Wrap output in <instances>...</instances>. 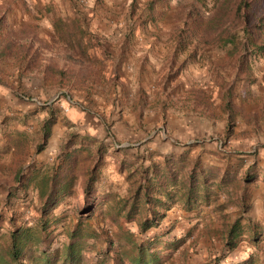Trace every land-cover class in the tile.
<instances>
[{
    "label": "rangeland",
    "instance_id": "obj_1",
    "mask_svg": "<svg viewBox=\"0 0 264 264\" xmlns=\"http://www.w3.org/2000/svg\"><path fill=\"white\" fill-rule=\"evenodd\" d=\"M76 1L81 13L71 7ZM221 1L0 0V34L17 45L37 26L34 38L38 36L42 44L40 64L25 69L21 80L14 77L18 70L13 55L0 58L6 70L0 72L5 85L0 84V264H59L67 230L74 229L77 215L89 203L82 191V171L95 162L98 145L104 151L96 164L94 185L106 200L93 215L81 213L80 218L102 239L114 229L103 214L105 203L125 198L144 168L170 193L162 198L165 204L193 208L195 213L199 204L212 208L201 221L190 220L191 216L181 224L162 219L140 234L133 220H119L135 240L157 234L174 242L164 250L169 259L161 264H235L250 255L264 263V226L252 228L256 245L245 232L229 250L224 245L228 218L215 222L210 217L219 196L209 176L203 197L197 193L198 173L216 174L221 168L226 172L232 166L230 156L249 151V140L264 142V57L254 59L252 81L240 77L243 68L237 65L236 54L229 53L232 46L218 42L219 28L207 27V19L220 12ZM263 4L251 3L256 10ZM58 17L64 21L61 28L64 25L71 33L52 32L51 20ZM77 19L85 23L84 32H79ZM230 23L226 15L222 27ZM51 66L62 70L69 90L53 84L57 74ZM228 85L234 88L230 120L222 103ZM50 113L54 119L50 133L36 151L42 122ZM70 132L77 135L69 147L78 150L74 179L58 204L43 214L40 191L61 194L66 174H58L52 186L38 183L42 177L49 179L58 163L63 165L66 150L61 144ZM82 146L85 149H79ZM159 151L171 157L166 166L160 163ZM168 171L171 174H164ZM189 174L195 177L194 197L185 205L182 186ZM162 190L157 185L152 189L156 195ZM16 228L29 232L28 244L9 259L8 235ZM83 242L82 262L94 264L106 242L90 238Z\"/></svg>",
    "mask_w": 264,
    "mask_h": 264
},
{
    "label": "trees",
    "instance_id": "obj_2",
    "mask_svg": "<svg viewBox=\"0 0 264 264\" xmlns=\"http://www.w3.org/2000/svg\"><path fill=\"white\" fill-rule=\"evenodd\" d=\"M262 1L264 0H222L220 4V12L222 13L219 12L217 15H212L211 18L207 19V27L212 28L214 26L216 29L219 28V30L217 29L220 31L217 36L218 42L222 46H232V49L229 53L236 54V60H238L237 65L240 68H243L244 73L243 76L240 77H243V80H246L247 83L253 79L252 66L254 64V59L260 58L262 56L264 57V4L259 8L257 7V5ZM229 2L230 6H228ZM252 2L257 4L255 5V7L258 8L257 10L252 8ZM49 7H51V4L47 6V8ZM71 7L73 8V11H77V13L82 12L80 10V5H78V1L71 3ZM130 8L132 9L133 6L131 5ZM223 11L226 13H223ZM226 15L230 16L231 23L228 24L227 27H222L223 20H225ZM80 18L84 19V17ZM77 21L78 24L76 25H78L77 28L79 29V32H84V30L87 28L85 23L81 24L83 20H81L80 23L79 19H77ZM63 22L64 21L61 17L51 20L53 27L52 32L54 34L60 33L61 35H66L68 34V31L69 33L72 32L71 29L65 28L64 25L63 29L61 28V24ZM199 22L202 23L201 20H199ZM31 29L34 30L28 34L29 37H23L22 39H19L20 43L17 45L11 40L10 36L4 33L0 34V43L2 41L6 43L3 47H0V58L2 55H13L12 58H14L15 61V68L18 70V76H14L17 80H21V73L25 69H29L40 64L37 61L39 60L38 57L42 51V48H40L42 44L38 40V36L34 38V36L37 35V26H33ZM4 68L5 67L0 65L1 73L6 72ZM46 69H49V66H47ZM50 69L53 73L55 72L57 74L56 82L53 84H55L58 88L69 90L70 82L63 80L62 70L54 66H51ZM3 81L4 79L0 75L1 85H4ZM233 90V86L228 85L222 91L223 108L227 113L228 120L232 118L231 112L232 97L234 94ZM53 120V115L50 113L49 116L46 117L42 122L40 139L36 144V151H40L43 148L50 133V126L53 123ZM228 127L229 124L227 123L224 129L225 133H227ZM75 137H77V135L73 132H70L65 138V141L61 144L62 150H66L63 152L61 150L63 165H59L58 163L53 175L49 176V179L47 178L48 180L42 177L38 183L39 185L43 186L50 182V185L52 186L54 185L56 179H58V174H66L65 179L67 185L64 187L61 194L53 191H40L39 197L42 200V205L40 208L42 209V212L44 211L43 214L50 213L49 211H51L53 205L56 202V204H58V201H60V199L64 196L66 190L69 188L71 182L74 179L71 172L76 166L75 164L78 158V150H70L69 147L75 143L73 142ZM90 141H92V139ZM102 147L103 146L101 145L96 146L95 162H93L90 166H86L85 170L82 171V191L84 198L89 199L87 206H85L79 212L83 215L87 213H90L88 216H91V214L93 215L95 209L98 207L101 208L102 202L106 200L102 197V194L97 193L96 187L94 185L96 164H99L104 151ZM79 149L83 150L85 148L82 146ZM87 156H90L89 152L87 153ZM147 172L148 171L143 168L140 171V174H137L134 180H132L130 192L125 198L121 199L120 201L113 199L111 200L112 202L105 203L103 214L110 218L114 229L113 232L103 237V239L98 234L94 233L93 229H88V226L82 223L80 214L77 215L76 226L72 230H67V242L64 246L65 255H63L62 258H59L57 261L59 264H84L82 262L83 260L81 257V251L83 248L82 245L84 243L83 239L86 238L99 240L100 242H106V246L102 248V252L100 253L99 260H97L94 264H161L162 261L165 263L169 259L168 255L164 253V250L170 248L174 242L161 240L157 234H154L149 238L135 240L133 238L134 233L127 228H122L120 225L121 223L119 222V220L124 222L133 220L137 228V233L140 234L151 227L157 226L159 221L163 218L165 213L164 210L168 209L169 205L165 204L162 198L165 196L169 197L170 193L164 190L165 185L161 184L160 180H158L155 175L148 174ZM68 173L70 176H67ZM193 179H195L194 175L189 174V184L183 196V202L185 205H188L191 198L194 197ZM156 185L158 188L163 189L157 195L152 191L153 187ZM91 202H95L94 207L91 205ZM149 203L152 204L148 206ZM139 207L141 210H139ZM160 208H163V210H160ZM239 221L240 220L236 218L225 228L224 245L229 250L236 246L237 240L244 233V229L241 227ZM8 236L11 240L7 249V257L9 259H14L16 258L17 249L20 248V246L22 248L23 244H25L24 246L28 244L25 239H27L29 236V232L21 228H16L15 230L10 231ZM257 238L258 237L255 235V232L251 230V236L248 238L251 243L256 245ZM111 249L115 251L110 254ZM250 256L235 264H264L257 262L252 258V256ZM216 260L217 258H213L212 261L216 262ZM55 263L56 262H53L52 264ZM12 264L17 263L14 262ZM36 264H39V261L38 263L36 262Z\"/></svg>",
    "mask_w": 264,
    "mask_h": 264
},
{
    "label": "crops",
    "instance_id": "obj_3",
    "mask_svg": "<svg viewBox=\"0 0 264 264\" xmlns=\"http://www.w3.org/2000/svg\"><path fill=\"white\" fill-rule=\"evenodd\" d=\"M256 141L258 140L251 139L246 143L249 146V151H241V154L230 156L233 162L226 172L221 168L216 174L198 173L201 177L199 178L201 183L197 188V193L203 197L206 188L204 179L209 176L212 179L214 193L219 196L210 216L211 220L217 222L222 218H228L229 222L226 223L228 225L238 218L241 227L244 229L243 234L249 232L250 235L252 228L264 226V142ZM174 151L179 152V150ZM165 152L159 151L158 157L161 159L160 163H164L166 166L171 157ZM241 158H243V164L240 163L242 162ZM164 174L171 173L168 171ZM187 187L188 183L182 186L184 192ZM203 190L204 192H202ZM171 206H168V209L164 211L162 219L163 221L165 219V221H175L178 224L187 222L189 218H186L189 216H191L190 220L201 221L212 210L211 204H199V210L196 213L193 208Z\"/></svg>",
    "mask_w": 264,
    "mask_h": 264
}]
</instances>
